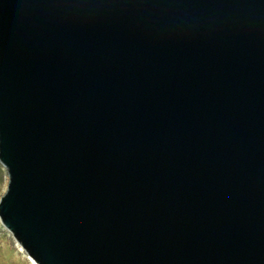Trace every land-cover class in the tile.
Here are the masks:
<instances>
[{"label": "water", "instance_id": "obj_1", "mask_svg": "<svg viewBox=\"0 0 264 264\" xmlns=\"http://www.w3.org/2000/svg\"><path fill=\"white\" fill-rule=\"evenodd\" d=\"M0 163L35 264H264V0H0Z\"/></svg>", "mask_w": 264, "mask_h": 264}, {"label": "rangeland", "instance_id": "obj_2", "mask_svg": "<svg viewBox=\"0 0 264 264\" xmlns=\"http://www.w3.org/2000/svg\"><path fill=\"white\" fill-rule=\"evenodd\" d=\"M8 184L6 169L0 163V198L4 195ZM0 264H35L25 253L11 233L0 222Z\"/></svg>", "mask_w": 264, "mask_h": 264}]
</instances>
